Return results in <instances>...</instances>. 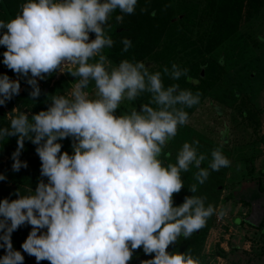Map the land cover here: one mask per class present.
<instances>
[{"label":"clouds","instance_id":"obj_1","mask_svg":"<svg viewBox=\"0 0 264 264\" xmlns=\"http://www.w3.org/2000/svg\"><path fill=\"white\" fill-rule=\"evenodd\" d=\"M137 3L26 0L15 17L0 20V45L6 49L2 62L18 77L0 74V106L19 95V77L35 102L42 91L39 80L68 73L76 81L70 95L45 94L47 108L30 117L13 108L9 125L0 127V141L17 137L14 172L28 167L20 159L26 140L36 146L41 162L35 189L22 194L17 188L15 199H0V264H24L23 253L37 264H129L140 248L152 257L141 264H203L190 250L168 248L180 237L189 239L213 215H227L195 193L210 171L231 161L221 144L202 167L208 154L199 151L198 140L185 141L174 163L162 160L179 127L189 123L186 109L200 102V93L178 83L165 86L162 74L173 81L191 80L189 70L176 63L153 72L143 61L122 59L113 65L104 54L115 44L107 31L113 14L119 13L115 20L121 23L124 15L135 13ZM121 43L124 52L132 46L128 38ZM145 93L149 100L138 108L135 102ZM67 138L71 154L62 151ZM190 167L196 169L197 183L176 205L174 195L184 187L181 173ZM5 179L0 173V181ZM25 224L31 230L22 253L13 247L12 234Z\"/></svg>","mask_w":264,"mask_h":264},{"label":"rangeland","instance_id":"obj_2","mask_svg":"<svg viewBox=\"0 0 264 264\" xmlns=\"http://www.w3.org/2000/svg\"><path fill=\"white\" fill-rule=\"evenodd\" d=\"M171 1L174 17L178 18L184 31V35L177 31L175 37H195L191 33L193 25L190 17L194 16L192 3L195 4L197 0ZM256 4V9L243 6L235 30L209 52H192L191 48L183 51L182 45H177L180 48L177 53L183 52L186 56L190 53L195 60H206L207 64L199 65L198 68L190 69L188 63L190 81L184 77L173 81L162 74L165 86L172 83L188 89L196 86V92L200 93V102L188 111L189 123L179 127L176 137L164 149L165 155L161 158L165 165L175 162L176 154L185 141L191 143L196 140L199 141V151L208 154V160L204 161L202 167L208 166L211 149L221 144L224 155L231 161L229 167L210 171L208 179L198 185L195 193L205 198L206 206L212 204L223 207L227 215L223 219L213 215L196 235L187 240L180 237L176 244L168 248L170 252L190 250L203 264H229L225 257L217 254L218 248L230 251L237 247L239 251L244 249L245 252L254 249L255 246L243 237L235 218L246 215L252 217L255 209L264 211V0ZM90 38H94L92 33ZM142 61H151L149 70L155 72L162 71L165 58L158 56ZM209 62L211 64L208 66ZM200 67L203 68L201 76ZM67 74L55 73L54 78ZM74 80L62 95H70L76 82ZM92 90L90 85L88 91L91 93ZM14 98L17 104L12 109L26 108V100L20 93ZM148 100L149 95L145 93L135 102L136 106L139 108V104L147 103ZM122 110L118 109L117 114ZM61 143L62 151L71 154V138ZM195 172L196 169L190 167L188 172L181 173L184 187L174 195L176 205L192 194L188 187L197 183ZM23 254L25 262L35 264L34 256ZM151 258L140 248L133 252L129 264H141L142 260ZM255 264H264V259Z\"/></svg>","mask_w":264,"mask_h":264},{"label":"trees","instance_id":"obj_3","mask_svg":"<svg viewBox=\"0 0 264 264\" xmlns=\"http://www.w3.org/2000/svg\"><path fill=\"white\" fill-rule=\"evenodd\" d=\"M258 1L261 3L263 0H197L195 4L192 3L191 8H193L191 10L194 16L190 17L193 25L191 33L195 37H175L177 31L181 35H184V31L178 18L174 17L172 1L138 0L135 13L124 15L123 22H116L115 15L119 14L118 12L113 14L109 21L111 27L107 31L115 44L110 49L106 48L104 54L115 65L122 59L142 61L160 56L165 58L164 66L169 68L173 63L188 70L193 67L198 68L199 65L207 64L206 60H195L190 53L187 56L183 52L177 53L176 51L180 49L177 45L181 44L183 51L186 48H191L192 52L195 50L209 52L235 30L243 6H253L256 9L258 6L256 2ZM25 2L26 0H0V20L7 21L15 17ZM141 8H145L146 11L142 12ZM92 35L95 37L94 33ZM124 38L132 41V46L127 52L122 51L121 41ZM158 44H162V46H158ZM5 50V47L0 45V74L6 73L10 78L16 76L15 79H17V75L2 62ZM158 51L160 52L158 53ZM210 64L209 62L208 66ZM54 76L55 73L45 80L38 81L42 91L37 102L28 98L31 88L24 77H19L22 85L20 95L25 98L27 105L25 109L18 108L16 110L26 112L30 117L31 113L46 109L48 101L45 94L62 95L74 80L70 74L60 75L58 78H54ZM191 90L195 93L197 91L196 86H193ZM16 104L17 100L13 97L5 106H0V127L9 125L11 116L15 114L11 110ZM189 110L190 108L186 109L187 112ZM35 147L30 141H25V148L22 150L20 159L27 161L28 167L21 168L19 172H14L11 167L13 163L11 154L17 148V137L13 136L0 141V172L6 176L5 180L0 181V199L5 197L10 200L15 199L17 188L22 194L29 187L35 189L40 178L41 164ZM257 185L259 184L257 183ZM259 189L262 191L260 187ZM246 216L235 218V222L238 223L243 237L255 247L246 252L244 249L239 251L237 247H233L236 252L233 249L229 251L218 248L217 254L225 257L229 264H255L258 260L264 259V211L255 209L252 217ZM30 230L31 226L25 224L13 232L12 243L15 249L22 252L21 244L27 238ZM193 235H196V232ZM2 255H4V249L0 248V256ZM24 264H29V262L24 261ZM40 264H49V262L45 260L41 261Z\"/></svg>","mask_w":264,"mask_h":264},{"label":"water","instance_id":"obj_4","mask_svg":"<svg viewBox=\"0 0 264 264\" xmlns=\"http://www.w3.org/2000/svg\"><path fill=\"white\" fill-rule=\"evenodd\" d=\"M144 63H145L147 66H149V65L151 64V61H145ZM202 72H203V68L200 67V71H199L200 75H202Z\"/></svg>","mask_w":264,"mask_h":264},{"label":"flooded vegetation","instance_id":"obj_5","mask_svg":"<svg viewBox=\"0 0 264 264\" xmlns=\"http://www.w3.org/2000/svg\"><path fill=\"white\" fill-rule=\"evenodd\" d=\"M199 76H201L200 73H199Z\"/></svg>","mask_w":264,"mask_h":264}]
</instances>
